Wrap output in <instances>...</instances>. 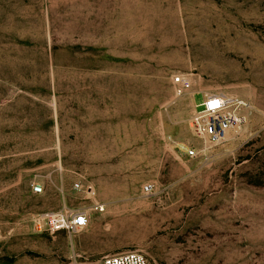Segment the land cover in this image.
Masks as SVG:
<instances>
[{"label": "rangeland", "instance_id": "rangeland-1", "mask_svg": "<svg viewBox=\"0 0 264 264\" xmlns=\"http://www.w3.org/2000/svg\"><path fill=\"white\" fill-rule=\"evenodd\" d=\"M215 92L249 104L219 141L191 126ZM61 207L89 225L34 229ZM130 249L264 264V0H0V264Z\"/></svg>", "mask_w": 264, "mask_h": 264}, {"label": "built area", "instance_id": "built-area-1", "mask_svg": "<svg viewBox=\"0 0 264 264\" xmlns=\"http://www.w3.org/2000/svg\"><path fill=\"white\" fill-rule=\"evenodd\" d=\"M174 82L178 92H183L191 86V80L186 75H177ZM248 106V102L235 94L225 92L206 94L203 100L196 104L191 126L198 136L219 141L227 135L230 129L238 127L247 120ZM189 153L195 154V150L192 148ZM146 187L149 189L151 185H146ZM42 190L41 183H34V192ZM32 221L34 229L38 232L53 233L64 230L69 234H74L89 225V216L84 210L61 207L38 212ZM84 264L97 263L86 261ZM99 264H150V261L143 251L130 249L104 255L99 260Z\"/></svg>", "mask_w": 264, "mask_h": 264}]
</instances>
